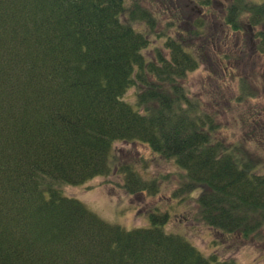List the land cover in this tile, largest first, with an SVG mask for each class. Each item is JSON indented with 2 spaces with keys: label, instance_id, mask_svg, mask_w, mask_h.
Listing matches in <instances>:
<instances>
[{
  "label": "trees",
  "instance_id": "16d2710c",
  "mask_svg": "<svg viewBox=\"0 0 264 264\" xmlns=\"http://www.w3.org/2000/svg\"><path fill=\"white\" fill-rule=\"evenodd\" d=\"M248 8L252 25L264 21V2ZM155 21L137 0H0V264H236L167 230L168 210L126 229L63 192L114 172L128 193H157L136 166L114 168L119 140L171 158L184 190L203 187L200 218L223 239L261 232L264 170L215 138V113L181 81L200 64L195 44L160 31L163 48L147 55Z\"/></svg>",
  "mask_w": 264,
  "mask_h": 264
},
{
  "label": "rangeland",
  "instance_id": "374dc122",
  "mask_svg": "<svg viewBox=\"0 0 264 264\" xmlns=\"http://www.w3.org/2000/svg\"><path fill=\"white\" fill-rule=\"evenodd\" d=\"M137 1L156 18L147 55L153 57L155 44L163 48L161 36L157 35L160 31H180L186 43L195 44L201 55L200 64L181 81L206 110L215 113V138L225 146L239 149L243 158L264 170V51L259 50L257 35L264 30V21L252 25L248 8L249 4L264 0L236 1L241 14L238 29H232L224 19L233 0ZM146 24L143 28L149 29ZM135 90L134 86L128 89L124 98L135 103ZM112 152L116 158L114 168L124 163L136 166L144 177L161 184L159 191L154 195L146 191L128 193L121 186V175L113 172L83 184H65L61 187L63 192L82 200L106 221L126 229L148 225L153 209L168 210L165 228L183 235L204 255L215 253L236 264H264V226L259 234L246 240L233 235L223 239L200 218L196 198L203 187L184 190V171L171 158L153 151L146 143L132 140L114 142ZM214 237L220 245L212 244Z\"/></svg>",
  "mask_w": 264,
  "mask_h": 264
}]
</instances>
